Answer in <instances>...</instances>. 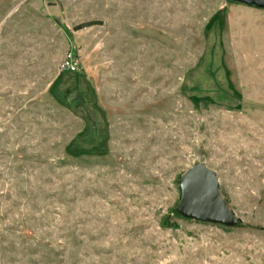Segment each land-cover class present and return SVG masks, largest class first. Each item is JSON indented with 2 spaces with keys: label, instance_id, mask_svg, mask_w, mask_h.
Instances as JSON below:
<instances>
[{
  "label": "rangeland",
  "instance_id": "1",
  "mask_svg": "<svg viewBox=\"0 0 264 264\" xmlns=\"http://www.w3.org/2000/svg\"><path fill=\"white\" fill-rule=\"evenodd\" d=\"M201 163L236 225L178 213ZM0 264H264V8L0 0Z\"/></svg>",
  "mask_w": 264,
  "mask_h": 264
},
{
  "label": "water",
  "instance_id": "2",
  "mask_svg": "<svg viewBox=\"0 0 264 264\" xmlns=\"http://www.w3.org/2000/svg\"><path fill=\"white\" fill-rule=\"evenodd\" d=\"M264 8V0H229ZM217 172L205 163L188 169L180 178L181 199L177 211L182 216L201 221L234 226L239 222L228 209L220 193Z\"/></svg>",
  "mask_w": 264,
  "mask_h": 264
},
{
  "label": "built area",
  "instance_id": "3",
  "mask_svg": "<svg viewBox=\"0 0 264 264\" xmlns=\"http://www.w3.org/2000/svg\"><path fill=\"white\" fill-rule=\"evenodd\" d=\"M79 61L73 52H69L63 62L62 69L69 72H76L79 68Z\"/></svg>",
  "mask_w": 264,
  "mask_h": 264
}]
</instances>
